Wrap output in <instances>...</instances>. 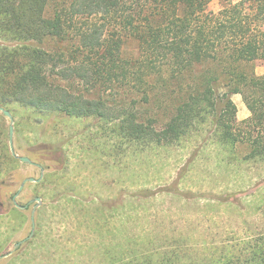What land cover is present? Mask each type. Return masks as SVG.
<instances>
[{"label":"trees","instance_id":"obj_1","mask_svg":"<svg viewBox=\"0 0 264 264\" xmlns=\"http://www.w3.org/2000/svg\"><path fill=\"white\" fill-rule=\"evenodd\" d=\"M212 1L0 0V108L98 118L144 148L177 145L209 117L221 143L248 145L241 164L264 161V76L244 69L264 65V0H222L216 12ZM128 40L133 56L124 52ZM119 88L130 101L111 109L107 90ZM235 94L252 113L242 122ZM156 100L174 108L159 128L136 110ZM20 161L0 145L1 172ZM142 239L149 237L125 236L107 264H264V229L164 250Z\"/></svg>","mask_w":264,"mask_h":264},{"label":"rangeland","instance_id":"obj_2","mask_svg":"<svg viewBox=\"0 0 264 264\" xmlns=\"http://www.w3.org/2000/svg\"><path fill=\"white\" fill-rule=\"evenodd\" d=\"M221 4L213 0L209 9L216 12ZM124 52L135 55V41L128 40ZM254 67L244 69L264 76L260 61ZM106 96L119 110L131 95L119 88ZM232 100L236 121L251 117L242 94ZM13 109V123L0 110V145L10 149L13 125L16 153L34 164L20 161L0 171V256L10 253L0 264H107L114 245L132 233L149 237L140 240L142 247L164 250L209 246L264 229V161L241 164L248 145L221 143L209 117L177 145L144 148L98 118L40 113L20 104ZM136 110L142 120L156 119L158 128L174 112L166 100L137 104ZM41 176L20 191L26 179ZM36 197L42 203L32 233Z\"/></svg>","mask_w":264,"mask_h":264},{"label":"water","instance_id":"obj_3","mask_svg":"<svg viewBox=\"0 0 264 264\" xmlns=\"http://www.w3.org/2000/svg\"><path fill=\"white\" fill-rule=\"evenodd\" d=\"M0 110L4 113L5 116L9 117L11 122L13 123V116L11 114L10 111L8 110H5L3 108H0ZM13 135H14V127L13 125L10 127V150H11V153L14 157L18 158L19 160H21L22 162L24 163H28V164H34V162L28 158V157H25V156H19L16 151H15V147H14V143H13ZM42 177L41 176L40 178L38 179H35V178H28L24 181L23 185L21 186L20 188V191L23 189V186L26 182H37L39 183L41 180H42ZM18 197V194H16L14 196V201L15 199ZM35 201H36V204L34 205L33 209H32V221H33V230H32V233H34V228H35V212L37 210V208L41 205L42 203V198L41 197H36L35 198ZM16 206L20 209H26L28 207V205H25V206H21V205H18L17 203H15ZM19 244L16 245V247L18 246ZM10 254V253H9ZM9 254H5V255H2L0 256V259L3 258V257H6L8 256Z\"/></svg>","mask_w":264,"mask_h":264},{"label":"crops","instance_id":"obj_4","mask_svg":"<svg viewBox=\"0 0 264 264\" xmlns=\"http://www.w3.org/2000/svg\"><path fill=\"white\" fill-rule=\"evenodd\" d=\"M15 204V203H14ZM19 205V204H18ZM17 207V206H16ZM28 208V207H27ZM20 209V208H19Z\"/></svg>","mask_w":264,"mask_h":264},{"label":"flooded vegetation","instance_id":"obj_5","mask_svg":"<svg viewBox=\"0 0 264 264\" xmlns=\"http://www.w3.org/2000/svg\"><path fill=\"white\" fill-rule=\"evenodd\" d=\"M37 166H39L38 164H36Z\"/></svg>","mask_w":264,"mask_h":264}]
</instances>
